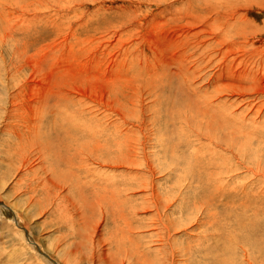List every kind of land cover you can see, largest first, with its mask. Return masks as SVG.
Masks as SVG:
<instances>
[{"label":"rangeland","instance_id":"rangeland-1","mask_svg":"<svg viewBox=\"0 0 264 264\" xmlns=\"http://www.w3.org/2000/svg\"><path fill=\"white\" fill-rule=\"evenodd\" d=\"M248 1L0 0V264H130L128 246L112 254L130 221H198L173 241L264 264V0ZM65 102L115 218L93 193L61 191L66 212L40 194L25 148Z\"/></svg>","mask_w":264,"mask_h":264},{"label":"bare ground","instance_id":"bare-ground-1","mask_svg":"<svg viewBox=\"0 0 264 264\" xmlns=\"http://www.w3.org/2000/svg\"><path fill=\"white\" fill-rule=\"evenodd\" d=\"M238 1L240 4L239 7L241 9L245 8L249 2L248 0H245L246 3L244 0H238ZM249 3H251V2H249ZM253 7L254 6H252L250 8H253ZM253 9H255V8H253ZM261 10H262V7H261ZM244 14H246V12ZM241 15H243V14H241ZM242 18L243 19H241V20H244L245 17L243 16ZM262 24H263L262 29L259 28L260 25L256 26V30L258 31V35H256V38L261 37L262 40L264 41V31H263L264 30V22H262ZM68 108L69 107L67 105V102H65V104L62 107H60V110L61 109H64V110H62V111L59 110L57 113V115L59 117L57 116L58 117L57 118L55 116L53 118L55 124H52L54 126V130L51 133H49L50 131H48V129L46 130L42 126L37 127L39 129L41 128L42 131H36V132H38L36 134L33 133L34 137L31 138L29 145L25 148L26 151L29 150V158H30V156H32V157L36 158L35 160H39V164H40V168H39L40 169V171H39L40 181L39 182H41L40 194L46 199L48 205H55L58 210H61L62 212H66L67 211L66 205H67V202H69V200H67V198H65V197L63 198L61 196V191H67V193H69L71 195L74 192V196L76 195L78 201H80L82 203V201L84 199V202L82 203V205L85 204V201H86L85 197H87L90 200V197H91L90 195H91V193H93L92 197L94 194L99 196V198L96 197L97 201H99L100 207H102V208L105 207L104 209H106L108 216H114L117 212H115L113 207L115 205H117V203H118L119 194L117 193V190H115V188H113V190L111 192L113 193V196L116 200H113L114 202L109 201L110 206L108 208H106L107 204H105V203L101 204V202H103V200H105V201L107 200L106 197H104V195L101 197L102 190H103L102 184H105L106 182H105L104 178L101 177L98 173L91 172L87 168L88 156L84 152V149H86V144H87V143H84V142H86V141H84V138H85L84 132L86 129L84 127V124L83 123L81 124L79 122V125H80L79 130H80V134L82 135V138L81 137L78 138L77 135L75 136L76 131L78 130L77 123H76L75 119L72 118V115H71L72 111L70 112V110ZM56 109H57V107H56ZM52 112H56V111H52ZM83 112H85V111H83ZM81 113H82V111H81ZM52 116H54V115H52ZM54 122H52V123H54ZM47 128H48V126H47ZM191 170H193V168ZM35 177H36V175H35ZM35 177L33 178L34 180H35ZM56 177H58L60 180L59 183H57L58 185L54 184L53 183L54 181H52ZM115 185H116V183H115ZM91 187L94 188V190H90L89 188H91ZM116 189H117V187H116ZM106 191L108 192V190H106ZM106 193H105V195H107ZM78 194H80V195H78ZM81 196H83L84 198ZM95 202H96V200H95ZM122 205H123V209L125 211L123 212V215L122 214L121 215L124 216V213H126V216L128 217L127 220L134 219V210L135 209L133 210V209H131V207H130V209H128L129 208L128 205L127 206L126 205L124 206V204H122ZM11 207H12L11 208L12 211L14 212V214L16 216V224L15 223L14 224L18 226L17 229L20 231L22 230V232H24L25 234H28L29 230L26 228L25 224L20 223V220H22V214L28 216L27 211H24V213H22V210L20 209V207H17L14 205ZM128 210H130V211H128ZM169 210H171V209L169 208ZM103 211H105V210H103ZM118 211H120V210H118ZM145 212H147V211H145ZM135 213H136V211H135ZM121 215H116V216L120 217ZM62 217L64 219V216H62ZM119 217H117V218H119ZM29 218H26V219H29ZM114 218H115V216H114ZM198 218H199V216H198ZM181 220L183 222L184 219H181ZM139 221H141V220H139ZM130 222H132V221H130ZM130 222H129V225L125 226V229H123V232L121 234V235H124V238H123V236L121 237V240H123V243H121L119 241H114L116 254H115V252L112 253V254H114V256L116 255V257H117L118 253H121L120 252L121 249L124 248V246H128L129 252L125 253V256H126V261L130 262V264H177L180 261L184 262V264H236L235 260L233 258L234 251L231 250V248H229L230 247L229 243H228L229 240L226 241L224 239L225 245H228V247L223 246V248H219V247L215 246V247H211V249L204 252L203 251L204 247L201 251V248H202L201 247V241L198 238L194 237V235L192 233H191V237L193 239L188 240L189 242L187 241L188 242L187 244H186V242L182 243V245L180 243L176 244L175 243L176 241H173V240H176L177 235H179L177 231L181 230V228H182L180 226H177L178 223L177 224L170 223V224L166 225L165 228L161 227L162 225L160 226L161 228H158L157 226L155 227L156 224H153V223L151 225H148V224L146 225L145 223H141L139 227L136 225L137 229L134 230L135 227H132L133 224ZM177 222H179V220ZM196 224H197L196 227H199L200 223L198 221ZM196 227L192 226V228H190V229H182L180 232L182 233V235L186 234V233H190L191 231L194 232V231H196L195 230ZM122 228H124V227H122ZM23 230H25V231H23ZM145 232H148L147 234H149V235H146ZM249 232L253 236L246 238L245 242L247 244L249 243L251 245L254 244L257 246L258 241H256V236H254L253 230H251ZM135 235L137 238H135ZM29 236L33 239L34 244L37 245L36 240H34V238H33L34 236L32 237L30 234H29ZM134 239H135V241H134ZM232 240H235V239H232ZM258 240H260V239L258 238ZM168 241H169V243H168ZM128 242H129V244H128ZM130 243H131V245H130ZM259 246H261V244L258 245V247ZM44 253L49 255V257H51V259H54L53 256L51 255L52 253L51 254L48 252H44ZM122 254H123V251H122ZM122 254L118 255V259H119V257L122 256ZM127 256H129V257H127ZM181 258H186V259L181 260ZM110 260L111 259H109V261ZM115 260H116V258H115ZM112 261H113V259H112ZM117 261H119V260H117ZM42 262H46L48 264V261H46L44 259ZM58 263L59 264H65L63 261H61V259L59 260Z\"/></svg>","mask_w":264,"mask_h":264}]
</instances>
